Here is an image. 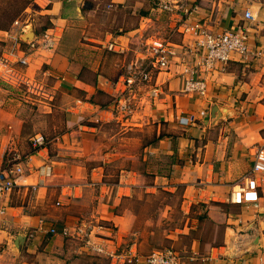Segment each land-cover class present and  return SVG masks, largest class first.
Returning a JSON list of instances; mask_svg holds the SVG:
<instances>
[{
    "label": "crops",
    "instance_id": "obj_1",
    "mask_svg": "<svg viewBox=\"0 0 264 264\" xmlns=\"http://www.w3.org/2000/svg\"><path fill=\"white\" fill-rule=\"evenodd\" d=\"M145 1L32 0L26 10L33 12L32 21L21 31L10 30L9 61L21 55L27 33L33 39L44 32L54 35L53 49L29 54L27 73L47 79L48 93L56 96L47 114L62 112L64 129L47 135L50 149L39 151L23 147L21 128L10 132V150L29 159L22 161L21 188L2 203L1 218L10 223V235L0 231V243L7 245L0 264L6 253L9 264H15V250L31 257L23 264H74L79 259L110 264L82 242L60 235L63 227L73 230L78 224L95 226L93 242L107 251L132 246L145 256L150 245L143 244L153 231L135 227L138 217L129 206L140 194H176V187L181 189L184 226L164 230L163 240L183 255H199L183 264H255L264 248V180L257 203L240 208L229 202L239 179L251 170L255 149L264 146V0H162L160 6L172 8L165 16L178 35L177 41L167 38L175 56L169 70L157 76L163 93L143 98L124 119L112 106L124 65L144 52L145 43L164 41L149 34L158 23L155 13L149 17L142 12ZM189 8L195 10L187 25L199 21L222 34L245 24L250 35L253 54L247 60L234 57L223 71L208 75L204 97L181 92V77L199 58L192 38L180 33ZM246 11L253 17L249 23ZM100 17L106 18L103 23ZM110 41L125 53L106 50ZM159 157L167 160L165 174L150 164ZM201 204L204 210L190 218L192 207ZM166 213L159 216L161 222ZM204 222L221 232L203 234ZM152 224L145 220L146 226ZM50 228L57 234H48ZM105 257L107 263L101 262Z\"/></svg>",
    "mask_w": 264,
    "mask_h": 264
},
{
    "label": "built area",
    "instance_id": "obj_2",
    "mask_svg": "<svg viewBox=\"0 0 264 264\" xmlns=\"http://www.w3.org/2000/svg\"><path fill=\"white\" fill-rule=\"evenodd\" d=\"M166 11H172L169 5H163ZM193 9L184 11V19L180 23V33L187 34L192 38L193 49L199 58L196 64L185 75L181 77V92L198 97H204L207 92L206 78L215 71H223L228 62L234 57L247 60L253 53L250 52L248 27L240 26L236 31H227L222 34L210 32L206 26L199 21L187 25L191 18ZM244 20L249 23L253 20L249 11L244 13ZM20 18L13 22L12 27H22ZM22 42V41H20ZM25 44V49H19L21 55L9 63L3 64L0 70V80L9 85L16 92L21 91L25 96L34 97L39 101L51 95L46 91L44 85L37 81L35 76L27 73L28 56L35 51H49L54 48L55 38L52 33L44 32L35 39ZM144 52L128 61L122 73L115 83L116 96L113 98L112 106L122 118L130 117L143 98H158L163 93V86L157 82L159 73L169 70L175 56L173 45L170 40L150 42L143 45ZM106 50L118 54L125 51L116 43L110 41L105 46ZM181 123L187 124L186 119H180ZM191 122V120H190ZM32 151H39L47 147V139L42 134H35L29 140ZM12 151L10 150V153ZM251 170L241 177L229 196V202L236 205L254 204L260 199L259 189L264 180V146H259L253 154ZM28 160L29 155H15L13 152L10 158L3 163L0 159V229L4 225L1 218L4 215L5 207L3 201L14 191L21 188L18 180L23 174L22 161ZM50 175V170L46 176ZM263 177V178H262ZM32 190H35L32 187ZM91 224H78L71 230L63 227L60 235L67 238H74L84 244L95 256H106L110 264H183V256L172 248H164L152 251L142 256L132 246L120 249V251H107L106 247L93 242L96 237ZM50 235H56L57 231L50 228L47 231ZM197 253H191L189 260L198 258ZM255 264H264V248L256 255Z\"/></svg>",
    "mask_w": 264,
    "mask_h": 264
},
{
    "label": "rangeland",
    "instance_id": "obj_3",
    "mask_svg": "<svg viewBox=\"0 0 264 264\" xmlns=\"http://www.w3.org/2000/svg\"><path fill=\"white\" fill-rule=\"evenodd\" d=\"M29 1L31 2L32 0ZM145 2L146 4L142 6L143 7L142 12H144L145 15L149 17H153V14L155 13L154 16L157 17L154 20V22L156 21V23H158V25L156 26L157 29L153 30L149 34H151V36H154V38H160L162 40H168L167 38H170L173 39L174 41H177L178 40L177 33L172 31V29L169 26H167L169 19L166 18L165 13L167 12L169 13L170 11L164 10L162 8L163 5L160 6L163 1L146 0ZM27 8H29V6ZM27 8L23 11V13L19 17L23 27L24 24H27L26 22H28V20L29 22L32 21L31 13L33 14V12L30 13L29 11H27L26 13ZM151 9H153V12L151 11ZM100 18L102 20V23L106 19L105 17H100ZM37 19H39L40 24L42 25L44 24V20H42L41 18H37ZM12 25H10L6 31H2L3 33H0L1 67L4 66L3 64L9 63L7 62V60L8 61L10 60V44L12 43L10 42V30L13 29ZM159 26L160 28L158 29ZM16 29L18 31H21L20 27H16ZM32 39H33L32 37L29 38L23 37L22 41L29 42ZM21 48L25 49V44L22 45ZM36 79L38 82L44 85L46 91L48 92L49 89L47 86L48 84L47 79L44 80V78H42L41 76L36 77ZM55 101H56L55 95L54 97L51 95L50 97L46 99H42L40 101L38 99H34V97L29 98L28 96H25L24 93H22L21 91L19 92L14 91L13 89L10 88L9 85L5 84L0 80V159L2 160L3 163H6V160H8L10 158V155H12L13 153V152L10 153V149L13 148L10 147L11 145L10 132L21 128L22 145L26 149L30 147L29 139L37 133L44 135L46 139H48L47 137L53 134L54 132L63 131L64 128L62 126V121H63L62 112L52 111L50 112V114H47L48 109L52 108V105H54ZM111 129L115 130V127H111ZM50 146L51 145H49L48 143L47 148L50 149L49 148ZM146 164H148V162H146ZM150 164L152 166H155L156 169H161L162 170L161 172L165 174V166L167 164L166 159L161 160L159 157L156 160H152ZM114 167L115 165H112L109 168L111 179H114L113 177L115 173ZM140 167L145 168L146 166L141 165ZM147 182L149 183L150 179H148ZM180 196H181V189L177 190L176 194L173 197H166L162 194L156 195L155 197H146L140 194L138 195V199H140L139 201L132 202L131 206L127 205L129 206V208L140 206L141 215L138 216V221L136 222L135 227L141 232L153 231V235L148 236L149 237L148 241L144 242L143 244L144 248H147L150 245L149 247L150 252L162 250L168 247L176 248V246L171 245L170 240H165V241L163 240V234H164V230L166 231L173 230L174 227L180 226L181 223L184 222L183 214L180 213L177 209V207H179L181 204ZM162 203H169L172 206V208L160 209ZM152 206L155 208L153 209V211H150L148 213V211L152 208ZM248 206L249 205L244 204V205H240V208H247ZM56 207H61V206H56ZM201 210H204V208L195 205L192 207V210L188 215L190 218H194L196 217L197 213ZM164 211H167L166 213L167 217L163 222H161L159 220V216L162 215V212ZM147 218L153 220V224L151 226L145 225V220ZM83 219L84 218L82 217L80 218L81 221H83ZM0 231L6 233L7 235H10V223L8 225L4 224V226L1 228ZM214 231H216V233L219 234L221 232V228L220 227L216 228L214 227V225L210 223L209 224H205V222L203 223L201 230L203 234H206V232H208L209 235L213 236ZM182 242L184 243V241ZM15 247L17 248V245ZM6 249H7V245L4 243H0V255H3ZM120 249L121 248H118V251H120ZM20 252L21 253L18 254V252H16L15 250V254H12L13 256L16 257L15 264H23V262H29L31 260V257L29 255H26L24 251H20ZM182 256H183L182 258L183 261L189 260L188 255L182 254ZM9 258H10V254L6 253L5 258L3 259L4 264H9L10 262ZM101 260H102L101 262L103 263H107L108 261L106 257ZM74 264H94V262L92 260L79 259L78 261L74 262Z\"/></svg>",
    "mask_w": 264,
    "mask_h": 264
},
{
    "label": "trees",
    "instance_id": "obj_4",
    "mask_svg": "<svg viewBox=\"0 0 264 264\" xmlns=\"http://www.w3.org/2000/svg\"><path fill=\"white\" fill-rule=\"evenodd\" d=\"M31 2L29 0H0V31H6L8 29V27L10 25H12V23L20 17V15L31 4ZM179 189H180L179 187H176V190H179ZM160 194H162L166 197H173L175 195V194L169 193L167 191H160ZM144 196L154 197L150 194H145ZM180 201H181V199H180ZM136 204H137V202H136ZM165 204H168V206L172 208V206L169 203H164L163 205H165ZM163 205L160 206L161 207L160 209L163 208L162 207ZM198 206H200L202 208L205 207L202 204L198 205ZM154 208L155 207L152 206V208L148 211V213L150 211H153ZM177 209L180 213H182L180 210V206L177 207ZM132 212L136 215V217L140 216L141 215L140 206L133 207ZM198 220L201 221L202 218H200ZM183 224H184V222L181 223L180 226H177L174 228L182 229L184 226ZM174 228H173V230H174ZM168 248H172L176 251H179L178 249L173 248V247H168Z\"/></svg>",
    "mask_w": 264,
    "mask_h": 264
},
{
    "label": "water",
    "instance_id": "obj_5",
    "mask_svg": "<svg viewBox=\"0 0 264 264\" xmlns=\"http://www.w3.org/2000/svg\"><path fill=\"white\" fill-rule=\"evenodd\" d=\"M30 32V31H29ZM30 37V33H27L26 38ZM22 237H18L17 240L15 241V244L18 246V243L21 241Z\"/></svg>",
    "mask_w": 264,
    "mask_h": 264
}]
</instances>
